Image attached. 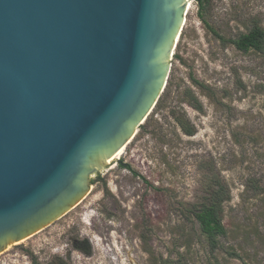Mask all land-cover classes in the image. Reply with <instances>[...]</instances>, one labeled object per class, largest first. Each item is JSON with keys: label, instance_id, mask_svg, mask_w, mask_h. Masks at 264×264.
Here are the masks:
<instances>
[{"label": "water", "instance_id": "water-1", "mask_svg": "<svg viewBox=\"0 0 264 264\" xmlns=\"http://www.w3.org/2000/svg\"><path fill=\"white\" fill-rule=\"evenodd\" d=\"M190 2L0 0V254L77 207L133 141Z\"/></svg>", "mask_w": 264, "mask_h": 264}, {"label": "rangeland", "instance_id": "rangeland-1", "mask_svg": "<svg viewBox=\"0 0 264 264\" xmlns=\"http://www.w3.org/2000/svg\"><path fill=\"white\" fill-rule=\"evenodd\" d=\"M190 4L167 87L124 154L92 178L77 207L8 247L0 264H240L210 251L189 210L217 176L237 206L243 180L264 171V56L229 43L256 21L264 29V0ZM178 118L196 135H185Z\"/></svg>", "mask_w": 264, "mask_h": 264}, {"label": "trees", "instance_id": "trees-1", "mask_svg": "<svg viewBox=\"0 0 264 264\" xmlns=\"http://www.w3.org/2000/svg\"><path fill=\"white\" fill-rule=\"evenodd\" d=\"M197 1L202 8L209 2ZM218 37L221 38L219 35ZM229 43L242 53L255 52L264 56V29L256 21L247 33L229 40ZM260 88L264 92V83L260 84ZM186 94L190 105L203 112L195 94L190 90H186ZM177 121L185 135L189 137L196 135L195 128L185 118H178ZM209 169L214 171L212 167ZM242 186L241 201L232 207L230 184L221 176L211 179L203 202L193 204L189 213L199 225L211 252L221 250L240 264H261L264 262V258L259 257L264 251V171L259 176L247 177L243 180ZM228 242L232 244L229 245ZM82 251L91 253L90 250ZM55 263L67 264L60 258L56 259ZM216 264L222 263L216 260Z\"/></svg>", "mask_w": 264, "mask_h": 264}, {"label": "bare ground", "instance_id": "bare-ground-1", "mask_svg": "<svg viewBox=\"0 0 264 264\" xmlns=\"http://www.w3.org/2000/svg\"><path fill=\"white\" fill-rule=\"evenodd\" d=\"M190 7H191V4H189V6H188V12H189V10H190ZM187 12V13H188ZM125 150H126V148H122L116 155H114L109 161H108V163L107 164H109V165H112L116 160H118V159H120L121 158V156L124 154V152H125ZM29 239V238H28ZM24 241V240H23ZM22 242V241H21ZM19 243V242H18Z\"/></svg>", "mask_w": 264, "mask_h": 264}]
</instances>
